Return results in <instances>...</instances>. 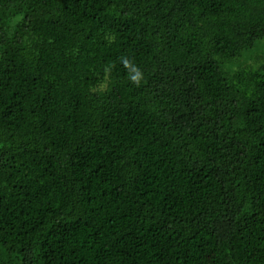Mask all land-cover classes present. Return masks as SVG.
I'll return each instance as SVG.
<instances>
[{
	"label": "trees",
	"instance_id": "trees-1",
	"mask_svg": "<svg viewBox=\"0 0 264 264\" xmlns=\"http://www.w3.org/2000/svg\"><path fill=\"white\" fill-rule=\"evenodd\" d=\"M0 264H264V0H0Z\"/></svg>",
	"mask_w": 264,
	"mask_h": 264
}]
</instances>
